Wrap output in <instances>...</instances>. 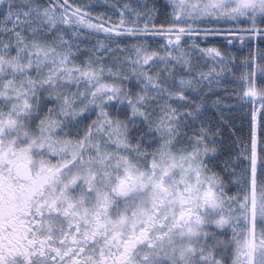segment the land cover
<instances>
[{"label":"snow or ice","instance_id":"6c2138e0","mask_svg":"<svg viewBox=\"0 0 264 264\" xmlns=\"http://www.w3.org/2000/svg\"><path fill=\"white\" fill-rule=\"evenodd\" d=\"M0 264H264V0H0Z\"/></svg>","mask_w":264,"mask_h":264}]
</instances>
